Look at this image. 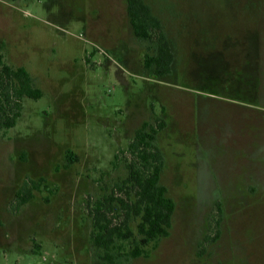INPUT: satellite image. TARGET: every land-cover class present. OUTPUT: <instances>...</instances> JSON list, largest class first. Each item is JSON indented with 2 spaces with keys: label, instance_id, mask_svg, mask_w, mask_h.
<instances>
[{
  "label": "rangeland",
  "instance_id": "obj_1",
  "mask_svg": "<svg viewBox=\"0 0 264 264\" xmlns=\"http://www.w3.org/2000/svg\"><path fill=\"white\" fill-rule=\"evenodd\" d=\"M145 1L174 52L165 77L126 0H0L5 62L43 91L0 131V264H264V0ZM159 117L170 234L132 257L134 217L104 262L91 207L125 196L129 143Z\"/></svg>",
  "mask_w": 264,
  "mask_h": 264
},
{
  "label": "trees",
  "instance_id": "obj_2",
  "mask_svg": "<svg viewBox=\"0 0 264 264\" xmlns=\"http://www.w3.org/2000/svg\"><path fill=\"white\" fill-rule=\"evenodd\" d=\"M127 13L136 37L156 42L157 51L147 55L145 66L154 65L156 76L171 74L175 59L167 32L161 18L145 0H126ZM43 91L35 86L34 79L25 66L13 67L5 62L0 48V131L14 127L23 109V99H39ZM167 127V121L159 117L155 122L145 121L129 143V175L124 185L125 196L119 197L113 191L104 200L97 201L90 210L94 218L92 240L103 250L104 262H114V249L117 240H126L133 236L130 221L139 217L137 229L142 239L131 251L132 257L143 255L141 244L156 241L170 234L172 219L176 211V201L168 195V188L162 183L165 168V156L158 143V137ZM72 155V154H71ZM74 156H68L69 165ZM34 189H40V183L27 180L16 194L19 208L34 197ZM207 264V263H201Z\"/></svg>",
  "mask_w": 264,
  "mask_h": 264
}]
</instances>
